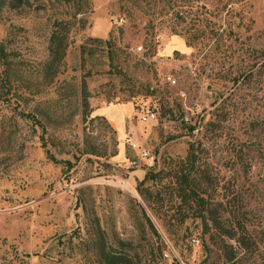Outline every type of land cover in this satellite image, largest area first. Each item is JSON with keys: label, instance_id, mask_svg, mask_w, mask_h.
I'll return each mask as SVG.
<instances>
[{"label": "rangeland", "instance_id": "374dc122", "mask_svg": "<svg viewBox=\"0 0 264 264\" xmlns=\"http://www.w3.org/2000/svg\"><path fill=\"white\" fill-rule=\"evenodd\" d=\"M107 259L264 264V0H0V264Z\"/></svg>", "mask_w": 264, "mask_h": 264}, {"label": "built area", "instance_id": "2783aa9c", "mask_svg": "<svg viewBox=\"0 0 264 264\" xmlns=\"http://www.w3.org/2000/svg\"><path fill=\"white\" fill-rule=\"evenodd\" d=\"M121 18H118L117 20H115V24L119 25L121 23ZM141 50V46H137L134 51H140ZM167 80L173 84L175 82L174 79H169L167 78ZM137 119L139 120V122H148L151 121L154 117H155V113L153 111V109L151 107H149L148 105H145L144 107H141L138 111H137ZM132 149L135 153V155L138 158H142L145 157L147 155V152L144 148L135 146L134 144L132 145ZM193 241V239H192Z\"/></svg>", "mask_w": 264, "mask_h": 264}, {"label": "trees", "instance_id": "16d2710c", "mask_svg": "<svg viewBox=\"0 0 264 264\" xmlns=\"http://www.w3.org/2000/svg\"><path fill=\"white\" fill-rule=\"evenodd\" d=\"M15 1H19V0H15ZM197 203L200 204L201 206H203V198L200 194H197ZM211 224H212V227L215 228V229H218L220 231H222L223 234H226L228 235L227 238L229 239H233L235 234L232 233V229H229V231L225 232V230H223L222 228H220L219 224H218V221L216 218H212L211 219ZM204 226L206 227V224H204ZM240 229H244L243 226H240ZM231 231V232H230ZM234 241H236L238 243V245L241 247V248H248L249 247V244L243 239L241 238L240 236H237L236 238H234ZM231 259V258H229ZM108 261V262H107ZM112 260H106V263L107 264H112L113 261L111 262Z\"/></svg>", "mask_w": 264, "mask_h": 264}, {"label": "crops", "instance_id": "0c3cea01", "mask_svg": "<svg viewBox=\"0 0 264 264\" xmlns=\"http://www.w3.org/2000/svg\"><path fill=\"white\" fill-rule=\"evenodd\" d=\"M109 114H110V112H109ZM102 115H104V117L107 118V120H108L109 124L111 125V127H114V129H115L116 132H117V128H116V125H115V123L113 122V120L108 119V112H107V110H106L104 113L102 112Z\"/></svg>", "mask_w": 264, "mask_h": 264}]
</instances>
